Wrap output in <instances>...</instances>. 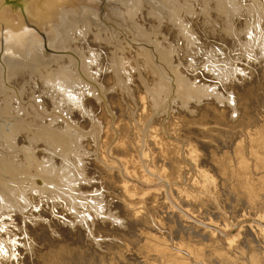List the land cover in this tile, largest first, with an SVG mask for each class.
Instances as JSON below:
<instances>
[{
	"label": "bare ground",
	"instance_id": "obj_1",
	"mask_svg": "<svg viewBox=\"0 0 264 264\" xmlns=\"http://www.w3.org/2000/svg\"><path fill=\"white\" fill-rule=\"evenodd\" d=\"M125 1L108 0L112 4L119 3L121 9H116L111 5L108 9L109 16L106 15L105 17V23L108 25H110V21H113L112 17L120 19L119 25L115 24V27L112 25L110 30L107 29L110 37L107 34L104 35L105 38L108 37L115 40L118 45L115 51L113 49L114 57H112L115 58L114 60L120 70L123 69L119 67L118 59L120 61L127 60L132 54V50H130L132 45L129 41L127 42L129 46L122 44V42L120 43L118 32L116 33L113 29H117L118 26H123L124 28V22H126L128 28L133 31L132 34L137 35L134 32L135 28L133 29L131 24L128 23L127 16L129 14L127 15V13L132 10L127 8L130 4L127 5ZM147 1L153 6L155 5L153 3L155 0ZM160 1H156L158 5L161 4L159 3ZM21 2L24 9L18 10L14 9V7H3L2 0H0V95H2L0 98L3 101L1 102V105H3H0V142H2L1 145L3 144L6 147H4L5 150L8 149L11 153L17 151L22 154L21 162L24 160V165L15 170L13 168L15 164L13 163L12 166H9L10 164H6L7 161L5 162L4 160L6 157L2 156L4 158L1 157L0 159V177L6 178V174L17 177L22 174V180L17 183L20 182V184H24L23 186H29L28 188H23V190L29 191L30 194L31 191L36 190L40 195L48 191L51 193L56 192L57 197L61 195L64 198L62 206L65 205L69 209H74L76 215L79 214L77 209L74 208L78 206L75 204L77 200L90 199L91 202L100 203L102 201L107 202L106 198L111 197L112 201L114 200L115 202L113 203L112 211L116 212L119 216L122 227L118 232L121 239L115 238L118 244L115 246V250L107 255L109 264H264L263 226L251 225L244 231L239 240H236V238L227 239L225 241L227 251L220 258H215L208 262L195 253L188 244H184V236L188 238L192 232H206L207 229L202 227L212 224L210 218L204 217L208 212L213 211L212 217L218 219L216 224L222 223L223 230L235 227L239 222L248 219L264 224V100L262 99V102L257 107H250L245 104L246 102L242 104L241 99L236 95L230 98L227 90L216 93V97L224 101L221 102L218 98L215 99V96L213 98L215 99L213 100L214 109L218 111V117L223 118L227 115L237 114V118H226L225 120L223 118V121L217 123V125L221 126L220 128L209 127L194 130L189 128L188 126L208 127L207 122L203 120L193 122L191 121L193 117L189 118L187 116L192 110L199 111L202 109L197 107L199 104L198 97H196L198 104L191 102V99L193 96L195 98L197 94H204V92L200 88L197 89L194 86V82L192 85L190 83L192 79L189 77L190 79L188 80L183 74L187 72L193 74L194 71L198 70L201 61H194L195 63L193 62V64H188L187 61H184L187 64H183L184 69H182V66H179L183 62L182 59L178 58V56L176 57V54H174L175 56H171L172 52L162 51L159 47V42V46H157V39H155L156 41L152 43H155L156 48L147 44H141V46L135 48V55L132 54L133 56H137L138 54L145 63V67L140 69V73L142 71L145 73H142L140 76L137 74L140 79L142 77V80L139 79L142 85L146 84L148 80H152V82H157L156 87L154 86L155 90H151V92L150 89H145V91L147 90L151 93H146L148 95L144 97L141 93L143 86L140 87V85L133 89L134 92L140 93V95L133 97L137 100L135 104L126 105L124 103L125 100H123L114 107L109 101V97L103 94L104 90L100 82L92 80V75L90 76L88 73L89 65L92 67L93 60L96 58H94V54H92L93 52L91 53L90 49L87 51V58H84L82 53L75 55L68 52L69 50H67V54L71 55L69 57L58 55H65L63 47L66 39L71 37L70 32H74L78 38L84 36L82 35V28L80 29L81 24H85L86 27L84 28L88 29L92 25L94 27L101 25V22L97 18L96 6L90 3V0H21ZM25 2L27 3L25 4ZM165 9H169V7ZM172 9H170V12ZM134 11L133 13L130 12L132 16ZM129 19L131 20V18ZM26 22L33 24L36 29L43 32L47 40V47L50 50L47 58L44 56L43 37L38 35L34 30L23 28ZM131 23L133 22L131 21ZM179 23H182V21ZM100 27L101 30L96 28L100 33L107 32L104 28L105 26L101 25ZM84 30L85 34L86 29ZM124 33L127 34L128 32ZM124 33L122 32L123 35ZM185 35H188V33ZM139 36L141 37V35ZM96 37H98L97 34ZM124 37L126 40V35ZM188 38L189 36L187 40ZM187 40L186 43L188 44L189 41ZM115 41L112 42L115 43ZM191 43L188 44V47ZM187 44L184 45L187 46ZM140 47L141 49H139ZM73 49L75 50V48ZM54 53L56 55H53ZM73 58H76L78 63H75ZM57 61H59L60 65ZM52 63H56V66L59 67L55 69V72L46 70L48 72L46 74L47 78H43L46 81L45 84L49 82L48 84H51V87L55 89L54 92H57L58 97L64 103L62 110L65 109L69 117L64 118L65 115L64 117L56 115L59 120L53 119L46 122L43 121L44 114L47 111L46 103L42 101V104H38V99L37 102H33L34 98L32 99L33 95H31L32 97L30 96L31 98H29L32 100L28 103L29 106L26 112L22 108L24 103H22V100L26 99V97L21 99L22 96L20 94V96H15L14 94L15 99L13 96L11 97L9 91L13 90V88L15 89V87L17 89V85L12 87L13 85L11 86L7 82V78L21 74V71L24 72V69L32 70L37 65L50 66ZM64 63L65 65L66 63L70 65L64 67ZM77 65H79V74ZM70 66H73L74 70H71ZM178 67H181L182 70ZM36 69L39 70L40 68ZM3 71L4 77L2 76ZM117 71L119 70L117 69ZM136 71L138 72V70ZM152 72L156 73L152 74ZM41 74L44 76L43 72ZM124 74L127 75V73ZM114 75L116 76L114 80L121 83V74L116 72ZM1 76L3 77L2 80ZM38 77L41 76L39 75ZM139 80L138 83L140 82ZM217 80L219 79L217 78ZM127 81L126 83L129 82ZM153 85L155 84L153 83ZM127 86L123 89L127 90ZM213 86H210V88L217 89V87ZM146 87H148V84L144 88ZM204 87L207 88L206 86ZM83 88L85 89L83 90ZM86 90H88V96L85 95ZM13 91L16 94L18 92L16 90ZM30 93L33 94L32 92ZM23 94L25 95V93ZM200 99L202 100L203 98ZM13 100H16V103H13L15 107L11 105ZM141 100L146 103H142ZM40 107L41 111L39 110ZM260 108H262L261 111ZM14 110L17 111V116L16 114L14 115L17 118H13ZM54 110H56V107ZM85 112L91 118V125L93 124L95 127V125L98 126L101 123L102 132L100 129H98L99 133L95 130L96 134L101 133V136L100 140H97L99 141V144L97 143L98 146L96 143L89 145L90 148L88 149L91 150L92 154L82 152L85 154V157L81 156L80 158L77 155V150L73 151L77 158L75 162L76 164L78 163L75 167L78 168L81 162H85L87 169L82 167L83 172L86 173L81 174L77 172L75 179L72 180L73 177L69 178L66 171L59 175L57 170L61 169L64 164L68 170L67 166L69 164L65 162L67 155L64 151L70 150L72 144L74 147L80 148L81 138H83L81 136L85 135L80 136L81 131L79 130L86 128L85 120L81 117ZM58 113L56 112V114ZM125 114H127V117ZM30 115H32V118L29 117ZM147 116L156 118L154 123L158 125V128L149 129L147 132H144V129L140 128L138 119ZM26 121L29 122L27 125H25ZM88 121L90 122V120ZM121 122L124 123L123 126L119 125ZM35 123H39L40 126L37 124L38 127H31ZM120 126L121 129L119 128ZM22 130L26 131L25 137L21 135L23 133ZM72 130L75 132L71 133ZM88 132L90 133L91 130ZM39 141L47 144L49 148L54 147L55 150L59 149V153L55 154L53 152L52 156H46L42 151L44 148L38 150L41 146L38 143ZM94 141L96 140L94 139ZM38 144L39 146H37ZM82 149H86L85 145H83ZM100 149L102 150V157L98 160L97 157ZM92 155H94V159L88 160L87 158ZM139 155L147 159L148 167L142 168L139 162H137ZM10 156L9 159L13 157L12 155ZM45 156L47 157V161L45 160L44 163L37 162L40 157L44 158ZM60 157L63 161L57 160L61 159ZM63 162L65 163L63 164ZM63 167L62 169H65ZM144 169L154 176L150 177V175L145 173ZM78 174L81 176L80 178L77 177ZM127 177L130 179L129 182L125 181ZM96 180H99V182L96 183ZM160 182L163 183L160 189H153ZM5 183L7 182L2 181L0 185V197H9V194L5 193ZM117 185L120 186L118 190H116ZM38 186L42 187L39 188ZM50 188H53V191ZM99 188L104 190V193L85 198L86 195L97 193ZM136 190H144V192H139L140 196H137ZM221 194H226L228 200L232 198L238 201L245 208L246 212L240 213L236 217L230 216L219 206ZM111 198L109 199L111 200ZM37 202L42 203L43 201L38 199ZM98 203L94 210V217L96 218L100 215V208H97L99 206ZM54 207L55 205L48 207L50 211L46 207L44 210L45 212H50L51 215L54 214ZM76 215L74 218H76ZM61 216L64 219L63 215ZM189 216L198 218L199 221L197 222L199 223L197 225L194 224ZM47 219L50 218L47 217ZM86 219L84 217L80 218V220ZM96 238L100 237H94V239ZM104 245L105 243L103 242L96 243L95 240H87L85 245L86 250L84 249L83 255L89 256L91 253H100V251H103ZM117 248L119 249L116 251Z\"/></svg>",
	"mask_w": 264,
	"mask_h": 264
},
{
	"label": "rangeland",
	"instance_id": "obj_2",
	"mask_svg": "<svg viewBox=\"0 0 264 264\" xmlns=\"http://www.w3.org/2000/svg\"><path fill=\"white\" fill-rule=\"evenodd\" d=\"M137 1L136 0H126L125 1L127 5L130 4L129 7L127 8H130V10H132V11H129V13H127V15L129 14L127 16V19L129 20L128 23L131 24L133 29L135 28L134 32L137 35H134V33L132 34L133 31H131L128 28L126 22H124L125 23L124 28L123 26H118V28L120 29L118 28L113 29L116 31V33L118 32V38L120 39V43L122 42V44L124 45L126 44L129 46V44L127 43L129 41L130 44L132 45L131 47L132 49L130 48V50H132L131 51L132 54L135 55L136 53L135 48H138L139 46H141V44H147V45H150L151 47L153 46L156 48L155 43H152V42L153 41L155 42L156 41L155 39H157L156 41L157 46H159L158 45V42H159L160 49H162V51L164 52H172L171 56H175L174 54H176V57L178 56V58H181L183 62L187 61L188 64H193L194 61H198V62L201 61L199 67L197 66L198 70L194 71L193 74H190L187 71H186L187 73L183 74L185 75L184 77H187L188 80L190 78L192 79L190 81L192 85L195 83L194 86H196L197 89L200 88V90L204 92V94L200 93L201 96L200 94H197L195 95V98L193 96V98L191 99L192 100L191 102H196L198 104V101H196L197 99L196 97H198L199 104L197 105V107L202 108V109H200L199 111L192 110L191 113L187 114V116L189 118L192 116L193 118L191 119V121L193 122H198L201 120H203L204 122H207L208 127L207 126L205 127L204 126H188L189 128H192L193 130L198 129V128L206 129L209 127L220 128L221 126L217 125V123L223 121L222 120L223 118L224 120L226 118H233V119L237 118V114L227 115L223 118L218 117V111L214 109V102H213V100L218 98L216 97V93L225 92L227 90L230 98H233V96L236 95L238 96L239 99H241L242 104L246 102L245 104H247L250 107L251 106L257 107L262 102V99L264 100V0H234V1L233 0H190V1L189 0H173V1L172 0H161L159 2L161 3L160 5L157 4L156 2L157 0L155 1L153 0L154 1L153 3L155 4L154 6L151 3H149L147 0L145 1L137 0ZM139 2L140 3L142 2V3L140 4ZM166 3L168 4V6H166L167 5ZM229 3L233 7L232 6L230 7ZM130 6L133 8H131ZM164 6H166L165 8L169 7V9H165ZM171 8H173L171 10L172 13L170 12ZM225 8H226V12H225ZM168 10L170 13L168 12ZM133 11H134V14L132 16ZM174 16H176L177 18ZM129 18H131V20ZM180 20L182 21V23H179L181 22ZM131 21L133 23H131ZM180 24L181 25L183 24L182 26H184L186 29L184 27L182 29V26ZM100 26L94 27V25H92V27L90 26L88 29V28H84L86 27L85 24H81L80 29L82 28L81 29L83 30L82 35L84 36H80L78 38L74 32H70L71 37H69V39L71 38V40L66 39L65 41L66 43H64L65 45L63 47L65 49L63 51L65 55L63 54H58V55H60L61 57H65V56L69 57L71 56L67 54V50H69L68 52H71L75 55L76 54L78 55V53L80 55V53H82V55H84V58H87V51L88 49H90L91 53L93 52L92 54H94V58L96 57L93 60L94 63L96 62V64L92 63L93 64L92 67H90L91 65H89L88 67L89 68L88 73L90 76L92 75L91 76L92 80L100 82L104 90L103 94L109 97L108 99L114 107H116V105L119 104L123 100H125L124 103L126 105H129V106L133 105L137 101L136 98H133V97L140 95V93L134 92L133 89L139 87L140 85H141L140 87L143 86L142 87L143 90L141 93H142V96L145 97L146 95H148L149 93L155 90L157 82H154V81L152 82V80L150 81L148 80L147 83L145 82L146 84L142 85L140 81L142 80V77L140 79L139 76L142 75V73H145L143 71L142 73H140L141 72L140 69L145 67V63L141 59V57L138 56V54L137 56H133L131 54L132 56L131 55L129 56V58L127 59L128 61L125 60L126 63L124 60L120 61L118 59V62H119L118 64L120 65L119 67L123 69V70H120V68L117 67L116 61L114 60L115 58H113L114 57L113 49L115 51V49L118 48V45L116 44V41L113 39L106 37L107 38L106 40L104 35L107 34V36H109L108 30L104 27L107 30V32L100 33V31L97 30L101 28ZM228 26H230L231 28ZM94 28L97 31H95ZM84 29H86L85 34H84V31H85ZM87 29H88V32H87ZM126 30H129L131 33ZM122 32L123 33L128 32L127 33L128 35L124 33V35H126V40L124 39L125 37L122 34ZM187 33L188 35H185ZM96 34L98 37H96ZM119 34H121L122 36ZM247 34L249 35L251 34V35L249 36ZM139 35H141V37L143 35L144 38L143 37L141 38ZM186 36L187 37L189 36L188 40ZM190 36L192 37L190 38ZM238 36L240 37L241 40L239 39ZM185 39L189 42L191 41L192 43L191 42L190 43L192 46L189 45L188 47V44L190 43L188 42L187 44ZM112 41H115V43ZM244 41L247 43H245ZM184 44L185 45L187 44V46H185ZM168 45L172 48H170ZM73 48H75L76 52H74L75 50ZM139 49H141V47ZM53 55H56V54L54 53ZM73 59L75 63H78L76 58H73ZM190 59L192 63L190 62ZM59 61L57 62L59 63ZM135 61L138 64L139 63L140 64L138 65ZM183 62L180 63L179 65V66H182V69H184L183 64H187L186 62L184 63ZM121 63L122 64L124 63L123 66H121L122 65ZM63 65L64 67H66L68 63H66V65L64 63ZM48 66L37 65V67L33 68L32 70L24 69L23 71L25 72V74L24 72L21 71L22 75L16 74L17 76L15 75V76H11L10 78H7L8 79L7 82H9L11 86L13 85L12 87H15L17 85L18 90L16 89V87L15 89L13 88V90H16L19 92V93L17 92L16 94L15 91L13 90L9 91L11 97L14 94L15 96L21 95L22 96L21 99L26 97L27 100L26 99H23L24 101L22 100V103L24 102L23 107H22L23 110H26L28 108L29 106L28 103H30L33 98H34L32 100L33 102H37V99H38V102H37L38 104H40L42 101L46 103L47 111L44 114L45 117L44 118L42 117L44 119L43 121H46V122H48L49 120H53V119L59 120L58 117H61V116L64 117V115H65L64 118L69 117L67 111L65 109H63L64 111L62 110L64 103L61 101L60 97H58L59 95L57 94L56 91H55L56 93L54 92L55 89L51 87V84L50 85L48 84L49 82L45 84L46 81L44 79V78H47L46 74L48 72H46V70L55 72V69H57L59 66H56V63L50 64L51 67L50 66L48 67ZM78 66L79 65H77V71L79 74ZM36 68H40L41 70L40 69L38 70ZM69 68H71V70H74L73 66H70ZM178 68L181 69V67H178ZM117 69L119 71H117ZM115 70L116 72H119V74H121V78H120L121 83H119L120 81L117 82V80L116 81L114 80V78H116V76L114 75L116 74ZM136 70H138L139 73ZM33 72H35L36 74L35 73L33 74ZM42 72L44 76H42L41 74ZM38 73L41 77H38L39 76ZM123 73H127V75L125 74L123 75ZM155 73L152 72V74H155ZM137 74H139V76ZM3 75H4V71H3L2 76ZM2 76H1V80L4 77ZM125 76H127L126 80H125ZM202 77L204 80L202 79ZM98 78H101V79H98ZM217 78L219 80H217ZM138 80L140 81L139 83H138ZM126 81L128 83H126ZM153 83L155 85H153ZM147 84H148V87L144 88L145 86H147ZM199 84H200V87H199ZM206 84L207 85L209 84L208 87ZM126 85H128L127 90L123 89ZM21 86L22 88L24 87V89L20 88ZM121 86L123 87L121 88ZM204 86H206L207 88H205ZM210 86L217 87V89L216 88L211 89ZM84 89L85 88H83V90ZM145 89L147 90L150 89V91L151 90L152 91L151 92L147 90L145 91ZM23 90H25L26 92ZM212 90H214L215 92L214 91L212 92ZM21 92L25 93V95ZM30 92H32L33 94H31ZM205 94L207 95V97H205L206 96ZM31 95H33V97ZM85 95L88 96V90L85 91ZM15 96H13L14 99H15ZM30 96L32 97V99H30L31 98ZM0 97H2V95H0ZM200 98H203L204 100L203 99L201 100ZM218 99L221 102H224L222 101L221 98H218ZM13 101L11 105L15 107L13 103H16V100H13ZM141 101L142 103H146L143 100ZM1 102L3 101L0 98V105H1ZM55 107H56V110H54ZM60 109L63 112H61ZM39 110L41 111V107ZM261 110L262 108H260V111ZM56 112L57 113L59 112L60 114L59 113L56 114ZM16 113L17 111L14 110L13 116ZM56 115H59V116L57 117ZM87 115L88 114H86L85 112L81 116L82 119L85 120L86 128L79 130L81 131L80 136L85 135V136H81L83 138H81L82 140H81L80 148L78 149L77 146L74 147L72 144L70 146V150L64 151L66 152V155H67V160L65 162L69 164V165L67 164L68 170L65 168V164H64L65 162H63L64 167L62 166L65 169H62L61 167V169L59 168V170H57V173L59 175L62 172L66 171L68 173L67 176L69 178L73 177L72 180L75 179V175L77 174V172H80L81 174L86 173V172H83L82 167L87 169V164L85 162H81L79 164L80 167L78 168L75 167L78 163L76 164L75 162L77 158H76V154H74L73 151L77 150V155H79L80 158L81 156L85 157V154H83L82 152H89L92 154L91 150L88 149L90 148L89 145L92 143L97 144L99 142L97 140H100L99 138L101 136V133L98 134L100 132L98 129H100L102 132V128H101L102 126H100L101 123L100 125L98 126L95 125L94 127L93 124L91 125V118H89L90 116L88 117ZM125 115L127 117V114ZM16 116H14L13 118H17ZM31 116L32 115H30L29 117L32 118ZM155 119L156 118H152V116L150 117L147 116L145 118H139L138 120H139L140 128L144 129V132H147L149 129L158 128V125L154 123ZM88 120H90V122ZM28 123L29 122L26 121L25 125H27ZM37 124L40 126L39 123H35L31 127L33 126L38 127ZM119 125L123 126L124 123L121 122ZM121 126L119 127L120 129H121ZM89 127H91L92 129ZM97 127H100V128H97ZM87 130L88 131L91 130V132L89 133ZM95 130L98 132L97 133L98 135L96 134ZM22 132H21L22 133L21 135L25 137L26 131L22 130ZM74 132H75L74 130L71 131V133H74ZM93 138L96 141L93 142L94 140ZM1 143L2 142H0V152H1L0 159L2 156H5L6 159L4 157L2 158H4L5 162L7 161L6 164L8 163V165L10 164L9 166H12L14 163L15 165L13 166V168H15V170L18 169V167L21 168V166L24 165V160L21 162L22 154L15 151V153L13 152L15 154L14 156V154L11 153V151H8V149L5 150L6 147L3 144L1 145ZM38 143L41 145L38 150H42L44 148L42 151L46 154V156L48 155L52 156L51 154L53 152H55V154L59 153V149L55 150L54 147H51V146H50L51 148H49L47 147L48 146L47 144H45L44 142L41 143V141H39ZM39 144L37 146H39ZM83 145H85L86 149H82ZM101 151L102 150L100 149V153L97 157L98 160H100V158L102 157ZM10 155L13 156L11 159H9L11 157ZM46 156L44 158L40 157L37 162L44 163L45 160L47 161ZM93 156L94 155H92L91 157L87 159L93 160L94 159ZM57 158L59 157L57 156ZM137 159H138L137 162H139L142 168H144L145 166L148 167L147 159H145L142 155H139ZM9 160L10 162H8ZM11 160H12V163H11ZM57 160L63 161L62 158L57 159ZM88 160L87 162H89ZM18 163H21V164H18ZM20 168H19V172H20ZM145 173L150 175V177L154 176L153 174H149L148 170H145ZM21 176L22 174L18 175L17 177H14V175L6 174V178L0 177L2 181L7 182L4 184L6 188L5 193L9 194V197L7 196L0 197V264H109L107 255L113 252L115 250V246L118 244L115 238L121 239V236H119L118 232H119V229H121L122 227L121 225L122 223H121L119 216L117 215L116 212L112 211L113 203H115L114 200L112 201L111 197L106 198L107 202L102 201L100 203L94 202V201L91 202L90 199L81 200V201L77 200L75 204L80 207L78 206L74 207L75 209H77L79 213L78 215H76V211L74 209H69L68 206H65V205L62 206L64 198L61 197V195L57 197L58 195L56 194V192L51 193L48 191V192H43V194L40 195V193L36 190L31 191V194L29 191L23 190V188H28L29 186H23L24 184H20V182L17 183L18 181L22 180ZM77 177L80 178L81 176L78 174ZM129 180L130 179L127 177L125 181L129 182ZM2 181H0V185ZM8 181H11V182H8ZM97 182H99V180H96V183ZM92 183H94V181H92ZM162 184H163L162 182L158 183L157 185H155V187H153V189L155 190L160 189ZM38 187L40 188L42 186H38ZM119 187L120 186L117 185L116 190H118ZM50 189L51 191H53V188H50ZM139 192H144V190L142 191L136 190L135 193H137L136 194L137 196H140ZM101 193H104V190L99 188V191L97 193L86 195L85 198L86 197L90 198V196H98ZM109 198H111V200ZM227 198L228 197L226 194H223V195L221 194V198L219 200V206L223 210H225L230 216L236 217L240 213L243 214L246 212L245 208L238 201H235L232 198L228 200ZM38 199L43 202L42 203L37 202ZM97 203L99 204L97 208H100V215L98 216V218L94 217V210H95ZM43 204L44 205L46 204L45 205L46 208L52 205H55L53 209L54 214L50 215V212H45L44 210L45 207ZM60 207L61 208L63 207V209H61ZM48 209L50 211V208ZM66 211L68 213L67 215H69L70 217L66 215ZM60 214L63 215L64 219H62V216ZM212 214H213V211L208 212L204 215L205 218H210L212 220V224L205 225L206 227H202L204 229H207L205 233L192 232L191 236H189L188 238L184 236V244L185 245L188 244V246L195 253H197L200 257H202L207 262L215 258H220L222 254L225 253V251H227L226 246H225V241H227V239L236 238V240H239L242 237L244 231L248 229L251 225L264 227L263 223H260L252 219H248V220L239 222L235 227H229L227 230H223L222 223L216 224L218 219H214L212 217ZM75 215H76V218H74ZM72 216H73V219H72ZM47 217L50 219H47ZM82 217L87 218V219L80 220V218ZM189 217L192 219V222L194 224L197 225V223H199L197 222L199 221L198 218H195L193 216H189ZM60 218L62 221L60 220ZM90 233L92 234L90 235ZM94 237H100V238L94 239ZM87 240H90V241L95 240L96 243H102V242L105 243V245L103 246V251H100V253H97V254L91 253L89 256L83 255ZM118 249L119 248H117L116 251Z\"/></svg>",
	"mask_w": 264,
	"mask_h": 264
},
{
	"label": "water",
	"instance_id": "obj_3",
	"mask_svg": "<svg viewBox=\"0 0 264 264\" xmlns=\"http://www.w3.org/2000/svg\"><path fill=\"white\" fill-rule=\"evenodd\" d=\"M26 3L27 2H25V4ZM90 3H93V5L96 6V8H97V10H96L97 18L101 22V25L105 26L106 29L110 30L112 28V25L114 26L115 24H120V19H117L115 17L114 18L112 17L113 21H110L111 22L110 25L105 23L106 15L109 16L108 15L109 14L108 9L111 7V5L113 7H115L116 9H121V5L119 3L112 4V3L108 2V0H90ZM2 4H3V7H6V8L14 7V9H18V10H20V9L23 10L24 9V6L22 5L21 0L20 1L19 0H17V1L16 0H2ZM23 28L34 30V31H36V33L38 35L43 37V39H44L43 40V48L45 50L44 56H45V58H47L49 56V54H50V50L47 47V40L45 39L43 32H41L40 30L36 29V27L33 24H29L27 22L24 24Z\"/></svg>",
	"mask_w": 264,
	"mask_h": 264
}]
</instances>
